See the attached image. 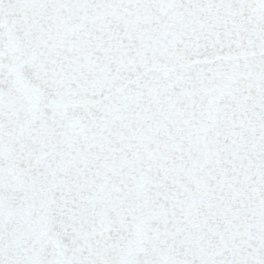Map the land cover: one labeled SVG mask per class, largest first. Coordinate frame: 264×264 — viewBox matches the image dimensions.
<instances>
[{
	"label": "snow or ice",
	"instance_id": "1",
	"mask_svg": "<svg viewBox=\"0 0 264 264\" xmlns=\"http://www.w3.org/2000/svg\"><path fill=\"white\" fill-rule=\"evenodd\" d=\"M0 264H264V0H0Z\"/></svg>",
	"mask_w": 264,
	"mask_h": 264
}]
</instances>
